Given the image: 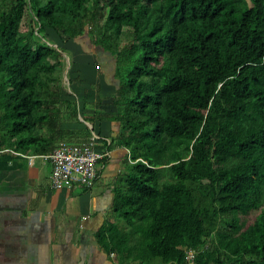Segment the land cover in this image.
Listing matches in <instances>:
<instances>
[{
    "label": "trees",
    "instance_id": "obj_1",
    "mask_svg": "<svg viewBox=\"0 0 264 264\" xmlns=\"http://www.w3.org/2000/svg\"><path fill=\"white\" fill-rule=\"evenodd\" d=\"M79 38L114 61L109 101L64 84ZM94 136L126 150L111 264H264V0H0V151Z\"/></svg>",
    "mask_w": 264,
    "mask_h": 264
},
{
    "label": "crops",
    "instance_id": "obj_2",
    "mask_svg": "<svg viewBox=\"0 0 264 264\" xmlns=\"http://www.w3.org/2000/svg\"><path fill=\"white\" fill-rule=\"evenodd\" d=\"M78 41L83 47L84 38ZM78 51L84 53L83 49ZM101 54L89 62L96 74L103 76L97 84L104 94L115 89V83L106 78L111 67L104 60L106 54ZM73 62L74 84L86 81L82 89L92 94V86L97 84L84 80L79 67L84 65ZM75 88L82 90L81 86ZM103 125L106 135L110 125L105 129ZM112 126L117 131V124ZM99 144L98 149L103 147ZM125 153L123 148L111 149L109 161L97 164L102 171L97 169L92 188L73 190L50 188V164L46 161L37 158L30 166L27 156L0 154V264H111L94 236L109 212ZM102 180L105 185H100ZM95 187L100 189L94 195Z\"/></svg>",
    "mask_w": 264,
    "mask_h": 264
},
{
    "label": "built area",
    "instance_id": "obj_3",
    "mask_svg": "<svg viewBox=\"0 0 264 264\" xmlns=\"http://www.w3.org/2000/svg\"><path fill=\"white\" fill-rule=\"evenodd\" d=\"M97 137H93L89 143L67 144L59 143L51 153L43 156H27V161L32 166L35 159L40 158L48 161L51 166L49 176L50 188L52 190L70 188H91L97 177V164L110 158L107 149L97 150ZM0 153H10L22 156L13 150L5 149ZM194 252L188 251V264H193Z\"/></svg>",
    "mask_w": 264,
    "mask_h": 264
},
{
    "label": "rangeland",
    "instance_id": "obj_4",
    "mask_svg": "<svg viewBox=\"0 0 264 264\" xmlns=\"http://www.w3.org/2000/svg\"><path fill=\"white\" fill-rule=\"evenodd\" d=\"M47 38H48V40H51V41H57L56 39L51 38V36L50 37H47ZM128 41H129V38L128 37H122L120 39V41H119V44L120 45H124ZM77 43H79V41H77ZM77 43H75V42L69 43L68 44L67 51L70 53V55H73V58H74L75 61H77V63H79L80 65H84V66H79L80 67V70H81V74L84 77V80L87 79V81L89 83H92V84H97V83L100 84L101 81L103 80V76H101L99 74L98 75L96 74V69H95L94 65L92 63H90L89 61L92 60V62H94V60H97V56L100 57L102 54L100 52H98L96 48H94L92 46V43L87 38H84L83 47L80 48V46H81L80 43L79 44H77ZM56 44H58V42ZM55 47H56V45H55ZM71 49L74 52H72ZM78 49H81V50L83 49V52L84 53H82L81 51H78ZM68 52H67V54L69 55ZM89 54H91V55L94 54V56H90ZM64 56H65L64 58H65V61H66V64H67L66 69L64 71V75H65V77H64V84L66 86L68 84V87L70 88V86L73 85V84L69 85V80H70L69 78H71V77H70L69 74H68L69 75V77H68V75H66L65 73H67L69 71V67L71 68L72 65L69 64V58L67 57V55L64 54ZM104 58H105L104 60H106V62L108 63V65H110V67H111V69L108 68L109 69V74L106 76V78H108L110 80V82H113L114 81V83H116V80L114 79V77L112 78V76H113L112 73H113V68H114V61L110 57V55H108V54L104 55ZM72 61H73V59H72ZM73 70L74 69L71 70V73H72L71 76H72V78H75V71L73 72ZM85 82L86 81H83L82 83H79L78 82V83L74 84V88H75V86H81V89H82L83 88V84ZM113 88L112 89H109L110 91L104 92V94L100 92L99 95L96 92H94L92 94H89L88 93L89 90H87V92L86 91L84 92L83 89L82 90H79V89L76 88L75 98L78 99L80 102H82L83 100L84 101L87 100L88 102L89 101H98L100 99H101L100 101H109L110 98H111V96H113V94H114V89ZM65 89H66V91H68V88H65ZM94 109H95V107L93 109H91L90 112H92ZM106 124H109L110 125L109 126V129L106 130V135H105L104 134L105 133V130L103 131V128H102V125H101L100 126V129H102V131H101L102 134L101 135H103V136L105 135V137L110 138V136L113 135V133L115 132V130H113L114 127L112 126L113 122L106 123ZM88 125L90 126V124H88ZM105 125H103L104 126V129H105ZM99 145L101 147V144H99ZM106 161H109V159L108 160H105V162ZM100 164L97 166V169L98 170L101 168V165ZM101 184L102 185H105V182H103V180H102V182L100 183V185ZM99 189H100L99 187L93 188L94 195L96 193H99Z\"/></svg>",
    "mask_w": 264,
    "mask_h": 264
},
{
    "label": "water",
    "instance_id": "obj_5",
    "mask_svg": "<svg viewBox=\"0 0 264 264\" xmlns=\"http://www.w3.org/2000/svg\"><path fill=\"white\" fill-rule=\"evenodd\" d=\"M66 74V73H65Z\"/></svg>",
    "mask_w": 264,
    "mask_h": 264
}]
</instances>
